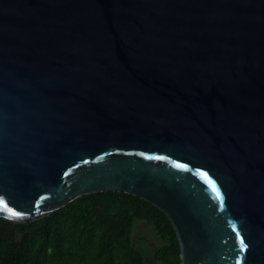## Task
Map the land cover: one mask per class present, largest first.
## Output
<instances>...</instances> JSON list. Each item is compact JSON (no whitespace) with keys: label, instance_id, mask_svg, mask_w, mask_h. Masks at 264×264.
I'll return each instance as SVG.
<instances>
[{"label":"water","instance_id":"obj_1","mask_svg":"<svg viewBox=\"0 0 264 264\" xmlns=\"http://www.w3.org/2000/svg\"><path fill=\"white\" fill-rule=\"evenodd\" d=\"M104 190L264 264V0H0V216Z\"/></svg>","mask_w":264,"mask_h":264},{"label":"trees","instance_id":"obj_2","mask_svg":"<svg viewBox=\"0 0 264 264\" xmlns=\"http://www.w3.org/2000/svg\"><path fill=\"white\" fill-rule=\"evenodd\" d=\"M136 218L153 226L158 243L144 254L135 243ZM180 264V246L166 214L125 191L81 195L43 216H0V264Z\"/></svg>","mask_w":264,"mask_h":264},{"label":"rangeland","instance_id":"obj_3","mask_svg":"<svg viewBox=\"0 0 264 264\" xmlns=\"http://www.w3.org/2000/svg\"><path fill=\"white\" fill-rule=\"evenodd\" d=\"M133 233L135 234V243L144 254L151 252L150 247L158 243L157 234L152 225L146 223L140 218H136L133 224ZM149 264H157L156 261L149 255Z\"/></svg>","mask_w":264,"mask_h":264},{"label":"snow or ice","instance_id":"obj_4","mask_svg":"<svg viewBox=\"0 0 264 264\" xmlns=\"http://www.w3.org/2000/svg\"><path fill=\"white\" fill-rule=\"evenodd\" d=\"M214 187V190H215V186H213ZM217 195L219 196V193L217 192Z\"/></svg>","mask_w":264,"mask_h":264}]
</instances>
